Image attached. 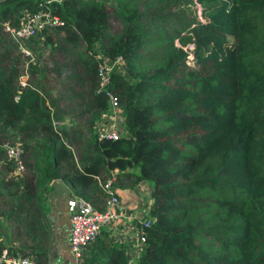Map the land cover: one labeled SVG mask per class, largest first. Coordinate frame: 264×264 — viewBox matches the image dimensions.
I'll list each match as a JSON object with an SVG mask.
<instances>
[{"label":"trees","instance_id":"1","mask_svg":"<svg viewBox=\"0 0 264 264\" xmlns=\"http://www.w3.org/2000/svg\"><path fill=\"white\" fill-rule=\"evenodd\" d=\"M23 10L60 22L18 43L31 61L2 30ZM95 48L124 61L107 85L116 139L94 128L107 109ZM16 141L18 179L0 148V246L13 254L46 264L50 182L101 210L94 177L121 170L115 183L150 187L134 264H264V0H0V145ZM86 249L80 264H126L114 244Z\"/></svg>","mask_w":264,"mask_h":264},{"label":"built area","instance_id":"2","mask_svg":"<svg viewBox=\"0 0 264 264\" xmlns=\"http://www.w3.org/2000/svg\"><path fill=\"white\" fill-rule=\"evenodd\" d=\"M106 4L111 3L112 0H101ZM60 22L56 17L49 16L44 12L28 13L23 12L16 24L11 26L8 22L2 24V30L11 40L20 43L27 40L48 27L59 25ZM20 45V44H19ZM187 60H191V45L186 46ZM25 55L30 56V53L22 48ZM185 50V49H184ZM90 56L96 63V83L97 92H101L106 101L107 109L99 111L98 119L96 121L97 138H112L118 136L116 130L117 119L121 115V110L118 106V100L113 91L107 88L112 74L125 75L124 61L121 56L114 58L107 54L94 49L89 52ZM19 85H24V78L21 77ZM55 123V122H53ZM22 146L20 141L13 144H1L0 148L4 151V160L10 165V170L6 173L8 176L18 179L24 172V165L22 162ZM114 172H121L116 170L110 172L105 180H101L95 176V180L105 195V199L101 210H96L88 201L81 197H70L66 201L68 209L69 220V235L68 244L69 249L75 258H80L83 250L92 244L100 232L101 227L116 222L125 217L122 211H117L119 206V199L113 191V185L116 176ZM142 186L145 183L141 182ZM136 212L132 214L135 220L133 234L137 242L143 248L145 243V231L151 218L149 216L146 191L143 192L140 202L137 204ZM0 264H36L30 256H20L13 254L7 246H0Z\"/></svg>","mask_w":264,"mask_h":264},{"label":"crops","instance_id":"3","mask_svg":"<svg viewBox=\"0 0 264 264\" xmlns=\"http://www.w3.org/2000/svg\"><path fill=\"white\" fill-rule=\"evenodd\" d=\"M114 173L120 178L124 176V172L123 174L121 172ZM119 180L113 186L120 201L116 209L119 212L122 211L125 217L101 227L96 240L88 248L94 247L98 243H103L106 246L114 244L123 253L126 264H134L142 248L133 234L136 222L132 214L136 212L135 209L140 202L142 185L139 183L140 181L133 185H130L129 182L120 184ZM70 197L73 196H71L69 188L57 180L50 182L44 192V202L48 206L46 222L50 229L46 264H80L83 253L85 252V255L88 251L84 250L80 258H75L69 249V220L66 201ZM29 256L34 258L33 254Z\"/></svg>","mask_w":264,"mask_h":264},{"label":"clouds","instance_id":"4","mask_svg":"<svg viewBox=\"0 0 264 264\" xmlns=\"http://www.w3.org/2000/svg\"><path fill=\"white\" fill-rule=\"evenodd\" d=\"M103 2V1H102ZM104 4H105V6H110V5H112L113 4V0L111 1V3H109V4H106L105 2H103ZM196 5V9L198 10V8H199V5L198 4H195ZM23 12H27L26 10H23L22 11V13ZM40 12V11H39ZM21 13V14H22ZM29 13V12H28ZM44 13H47V12H44ZM48 14V13H47ZM49 15V14H48ZM49 16H51V15H49ZM54 17V16H53ZM116 23H118V22H116ZM53 27H56V26H53ZM44 30V29H43ZM42 32V31H41ZM41 32H39L38 34H36L35 36H33V37H35L37 40H40V42H41V40H42V33ZM33 37H31V38H33ZM30 39V38H29ZM174 44L177 46V47H179V48H181L182 50H183V52H184V54H185V62L187 63V64H189V65H192V63H193V59H192V52H191V50H192V46H191V50H190V53H191V60L190 61H188L187 60V58H186V56H187V51H186V46L188 45V44H190V43H186L185 45H183V46H180L178 43H177V41L175 40L174 41ZM191 45V44H190ZM18 48H19V50H20V53L23 55V56H26V57H29V61H31V53H30V49L29 48H27L26 46H23V45H19L18 44ZM22 48H24V49H26L29 53H30V56H28V55H25L23 52H22ZM95 49H97V48H95ZM185 49V50H184ZM98 50V49H97ZM100 51V50H99ZM90 52V51H89ZM92 52V51H91ZM101 52H103V51H101ZM104 53V52H103ZM106 54V53H105ZM108 55V54H107ZM109 56V55H108ZM109 57H111V58H114V57H116V56H109ZM96 64V63H95ZM124 70H125V67H124ZM118 75V74H117ZM121 76H123V75H121ZM21 77H23L24 78V85H25V74H23L22 76H20V78ZM20 78H19V81H20ZM110 80H111V78H110ZM110 82V81H109ZM109 84V83H108ZM23 85V86H24ZM20 86V85H19ZM20 87H22V86H20ZM98 114H99V112H98ZM98 116V115H97ZM98 119V118H97ZM97 121V120H96ZM53 122H55V121H53ZM117 126H120V130H118L117 129ZM117 126H116V130H117V132H118V136L117 137H119V136H121V135H123V134H125V131L123 130V121H122V118H121V115H120V117L117 119ZM96 127V123H95V126H94V128ZM95 130H96V128H95ZM108 139H112V138H108ZM116 139V138H115ZM121 171V170H120ZM123 172H125V171H122V174H123ZM116 178H117V176H116ZM115 178V179H116ZM141 182H143V183H145L146 184V182H144V181H140L139 183H141ZM114 184H115V181H114ZM114 186V185H113ZM113 191H114V188H113ZM144 191H146V199H147V206L149 205V191H150V187L148 186L147 187V189L145 188V189H141V191H140V198H141V196H142V194H143V192ZM114 193H115V191H114ZM144 247V246H143ZM87 248V247H86ZM143 249V248H142ZM84 251V250H83Z\"/></svg>","mask_w":264,"mask_h":264},{"label":"rangeland","instance_id":"5","mask_svg":"<svg viewBox=\"0 0 264 264\" xmlns=\"http://www.w3.org/2000/svg\"><path fill=\"white\" fill-rule=\"evenodd\" d=\"M195 7H196V5H195ZM110 25V24H109ZM112 25H113V27L111 28V30L115 33V32H117L118 31V29H119V27H120V24H119V22L118 23H116V22H112ZM111 27V26H110ZM38 41V44H39V42H40V40H37ZM32 45V44H31ZM45 54H46V52H45ZM117 129L118 130H120V126H117ZM149 185H148V183L146 182V184H145V186H142L141 187V189L143 190V189H147V187H148Z\"/></svg>","mask_w":264,"mask_h":264}]
</instances>
